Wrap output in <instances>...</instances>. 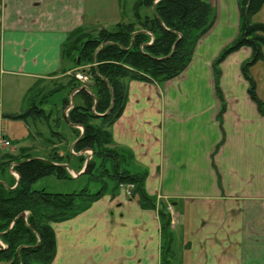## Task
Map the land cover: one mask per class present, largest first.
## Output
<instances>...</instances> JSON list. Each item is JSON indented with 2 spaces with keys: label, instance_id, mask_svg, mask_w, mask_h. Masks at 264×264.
I'll return each mask as SVG.
<instances>
[{
  "label": "crops",
  "instance_id": "1",
  "mask_svg": "<svg viewBox=\"0 0 264 264\" xmlns=\"http://www.w3.org/2000/svg\"><path fill=\"white\" fill-rule=\"evenodd\" d=\"M210 3L215 24L198 41L186 70L160 86L131 81L111 130L114 144L147 169L145 190L156 210L140 209L124 187L113 198L103 196L77 217L51 225L56 246L51 264H160L162 206L171 209L174 264H264V115L249 99L240 72L251 50L240 49L220 66L225 110L219 122L212 63L236 38L239 16L235 0ZM89 10V0H0L2 117L18 116L33 87L62 76L61 46L72 31L89 25ZM253 20L264 24V6ZM250 75L264 102V52ZM52 97L39 107L56 119L60 106L54 104L62 99L49 105ZM75 142L33 148L31 157L46 161L53 149L63 157L61 148L71 152ZM80 154L59 165L77 170ZM4 171L0 184L13 189L18 176L11 167Z\"/></svg>",
  "mask_w": 264,
  "mask_h": 264
},
{
  "label": "trees",
  "instance_id": "2",
  "mask_svg": "<svg viewBox=\"0 0 264 264\" xmlns=\"http://www.w3.org/2000/svg\"><path fill=\"white\" fill-rule=\"evenodd\" d=\"M210 0H139L135 3L133 20L116 25L114 31L99 30L92 35L85 29L72 31L60 49V75L84 68L90 83L91 94L80 90L74 96L73 107L67 119L62 115L69 105V95L81 84L69 77L66 86L38 95L37 105L15 117L25 121L27 117L47 120L39 105L53 94L61 93L57 120L68 123L75 152L91 151L92 157L80 177L86 184L79 191L51 193L49 187L34 185L47 177L68 181L70 176L63 167L53 163L68 161L50 151L46 161L9 156L15 163L13 170L19 176L18 185L9 190L0 184V264H51L56 253L55 235L51 225L71 220L88 210L105 195L115 197L121 186L132 187L130 198L142 210H156V200L145 190L147 169L139 166L131 151L117 147L112 138V127L122 115L127 102L128 84L131 81L162 85L180 76L191 63L198 41L213 27L216 16ZM239 16L238 35L213 61L214 89L220 101L218 115L221 122L225 104L220 90V65L228 56L242 48L251 50L250 59L241 67V75L248 84L247 94L258 113L264 115V102L256 91V83L250 69L263 59L264 24L254 22L264 6V0H235ZM152 7H154L152 9ZM79 61V65L77 62ZM61 114V115H60ZM60 116V117H59ZM61 118V119H60ZM70 125L83 129V133ZM62 142V133L53 132ZM25 150V149H24ZM20 152H27L21 149ZM69 153V152H68ZM78 169L84 163L76 158ZM78 169L76 171H78ZM2 173V171H1ZM79 177V178H80ZM95 185L91 192L88 185ZM27 213L26 218L22 216ZM160 222V264H171L173 241L170 216L166 207L158 209Z\"/></svg>",
  "mask_w": 264,
  "mask_h": 264
},
{
  "label": "rangeland",
  "instance_id": "3",
  "mask_svg": "<svg viewBox=\"0 0 264 264\" xmlns=\"http://www.w3.org/2000/svg\"><path fill=\"white\" fill-rule=\"evenodd\" d=\"M138 1L139 0H89L90 10H89L88 16L89 17L91 16V18H89L90 22H89V25L85 28V31L87 33L94 35L99 30L104 29L107 31H114L117 24L132 22L131 20H133L132 17L134 14L133 7L135 3H137ZM116 2L120 3V15H118V17H116L115 15V8L117 5ZM210 5L212 6L211 3ZM214 10H215V16H216V8H214ZM238 29H239V20H238ZM68 76L69 74H66V76L65 75L59 76L52 80L46 81L45 83L41 85V87L40 86L33 87L26 94V96L22 99V103L24 105H23L22 112L19 113V115L24 113V111L28 108H31L33 106H38L37 105L38 95L41 97L42 95L48 94L49 91L60 89L63 86H66L67 83L69 82ZM20 88L23 89L24 91V86ZM60 94L61 93H58L55 95V97H52L53 99H49L48 104L49 105L53 104V102H55L56 99L61 100L62 98L60 97L61 96ZM19 101H20V98H19ZM52 119H55L54 115L50 116V119L49 120L47 119L46 121H43V120L38 121L37 119H33L31 117H27L25 121L16 120L15 116H10V115L4 116L3 118L1 117L0 134L1 132H3L5 139L10 142V146L9 147L4 146L5 151L0 154V172L1 171L2 173L5 172L3 169H4L5 163H8V161H10L9 158L7 159V157L9 156L18 158V157H22L26 155L27 153L31 154L32 156H35L33 154L34 150L38 151L42 149L43 146L48 145L49 140L52 139L51 131L56 132V133H62L64 140L65 141L67 140L70 142V138H72L73 135L70 129L68 128V126H66L64 120L60 118L61 120L58 122L56 121L57 118L51 121ZM56 128H58L59 131H56L55 130ZM61 143L62 141L58 139V136H57L56 140L51 143L52 145H48V147H52L58 144L60 145ZM21 149L27 152H20ZM61 151L65 152V154L68 156L69 153H68L67 147L66 149L62 147ZM69 158H72V156L70 155ZM6 169H7V166L5 167V170ZM46 182L48 183L47 187H49L48 189L49 192L64 193V192H72L74 190L76 191L81 190V188H83L86 184V177H81L73 181H70V180L61 181V180H56L54 177H47V178H44V180L40 182L39 184H36L34 187L40 188L41 185ZM88 187L90 188L91 192H95L97 190V187L95 185L89 184ZM166 210L170 216V228H171L173 225L172 217H171L170 212L168 211V208H166ZM171 255L172 257L168 258V260L172 262L171 264H174L173 262L174 249H173L172 244H171Z\"/></svg>",
  "mask_w": 264,
  "mask_h": 264
},
{
  "label": "built area",
  "instance_id": "4",
  "mask_svg": "<svg viewBox=\"0 0 264 264\" xmlns=\"http://www.w3.org/2000/svg\"><path fill=\"white\" fill-rule=\"evenodd\" d=\"M76 78L82 82H85L87 79L85 77H82L81 75H77ZM1 148H5L4 146H9L8 142H6L4 139L0 140Z\"/></svg>",
  "mask_w": 264,
  "mask_h": 264
},
{
  "label": "water",
  "instance_id": "5",
  "mask_svg": "<svg viewBox=\"0 0 264 264\" xmlns=\"http://www.w3.org/2000/svg\"><path fill=\"white\" fill-rule=\"evenodd\" d=\"M79 63V62H78ZM72 104V103H71ZM86 165H87V163H86ZM22 216H24V214H22Z\"/></svg>",
  "mask_w": 264,
  "mask_h": 264
}]
</instances>
